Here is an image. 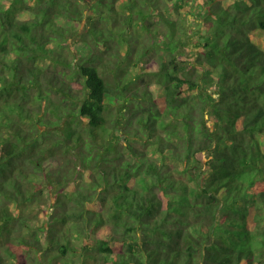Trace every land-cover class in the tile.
<instances>
[{"label":"trees","instance_id":"1","mask_svg":"<svg viewBox=\"0 0 264 264\" xmlns=\"http://www.w3.org/2000/svg\"><path fill=\"white\" fill-rule=\"evenodd\" d=\"M196 1L0 0V264H264V0Z\"/></svg>","mask_w":264,"mask_h":264},{"label":"rangeland","instance_id":"2","mask_svg":"<svg viewBox=\"0 0 264 264\" xmlns=\"http://www.w3.org/2000/svg\"><path fill=\"white\" fill-rule=\"evenodd\" d=\"M209 1L210 0H197L195 3H194V6L192 7V8H189L188 9V11H189V13L187 14L188 16H187V25H188V27H189V29L191 28L192 30L194 29H197L198 28V26H199V22H200V19H199V14H205V12H207V10H208V7L209 6H207L208 5V3H209ZM154 22V21H153ZM144 44H146V42H144ZM126 50H125V48H123L122 49V52L124 53ZM150 59V61H152L153 59H154V55H152V57H149ZM146 59V58H145ZM149 61V62H150ZM153 61H155V60H153ZM144 64V63H143ZM142 64V65H143ZM151 64H153V63H150V65H147L146 66V64H145V68L147 69L148 67L149 68H151L152 66H151ZM140 68H134V67H132L131 68V70H130V73H131V75H136L140 70H139ZM208 124L209 125H211V122L210 121H208ZM137 147H140L141 148V146L139 145V144H137L136 145ZM203 161H204V158H201ZM49 190H51V187H48L47 188V191L45 192L46 194L45 195H47L46 196V200H47V202H48V204L50 203V199L48 198V197H50L51 196V194L49 193ZM51 198H53L52 196H51ZM52 201H53V199H52ZM47 202L45 203V205H44V208L46 207H49V205L47 204ZM45 208V209H46ZM46 211H47V209H46ZM51 211V209H49V212ZM43 219H41V221H42ZM41 221H39L37 224L39 225L40 224V222ZM39 233L41 234V232L39 231Z\"/></svg>","mask_w":264,"mask_h":264}]
</instances>
